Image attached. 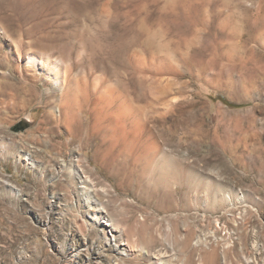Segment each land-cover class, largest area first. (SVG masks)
<instances>
[{
	"label": "rangeland",
	"instance_id": "1",
	"mask_svg": "<svg viewBox=\"0 0 264 264\" xmlns=\"http://www.w3.org/2000/svg\"><path fill=\"white\" fill-rule=\"evenodd\" d=\"M119 111L175 133L171 204ZM96 209L149 254L120 256ZM160 262L264 264V0H0V264Z\"/></svg>",
	"mask_w": 264,
	"mask_h": 264
},
{
	"label": "bare ground",
	"instance_id": "2",
	"mask_svg": "<svg viewBox=\"0 0 264 264\" xmlns=\"http://www.w3.org/2000/svg\"><path fill=\"white\" fill-rule=\"evenodd\" d=\"M24 62H25V64L27 66H30L38 74H40V76L44 77L45 79L53 78L54 79V83H56V85H62V89H60V90H62V91L64 90L65 91L68 88V84L70 83V82H68L69 79L67 78V75L65 74V72L62 69V66H61V64L59 62L52 61L49 58L44 57V56H38V55H36L34 53H30L28 56H26ZM69 86H70V84H69ZM70 88L71 87H69V89ZM92 90H95V89L93 88ZM65 92H67V91H65ZM96 92H98V91H96ZM67 94H68V92H67ZM104 96H103V98H104ZM98 99H100V97ZM94 105H96L95 107H93L94 108V112H96L97 111L96 109L100 105V103L97 102ZM102 106H101V108L104 110V108ZM105 108H106V106H105ZM127 111H128V109H127ZM92 112L93 111L91 109H88L87 110L88 116L89 115L91 116V114L97 115L96 113H92ZM119 112L122 113L123 115H119V118H117V119L115 118V122H116L117 128H120L122 130V134H121L122 138L121 139L125 143L126 147L130 148L132 150V152L138 154V158H135V161L133 163L134 164L133 167L134 166L138 167V165H139L138 164V160H140L139 159L140 157L141 158L144 157L145 160L147 159L148 161H150L148 167L143 165L144 167H146V169L142 168V166H140L141 168H140V173H139L140 176L139 177H140L141 181H144L146 179V172H147V170L149 171L150 168H151L152 172L157 173L158 177H156V180L154 182L153 187H149V189L151 190V195L150 196L151 197L152 196L153 197H158V195L160 194V193L158 194V192H157L158 187H160V188L164 187V189H165V192L163 193L164 194V198H167L168 200H170V204H171L172 195L173 194H172L171 189H170L171 187H170L169 179L170 178L171 179H173V178L177 179L178 174L181 172L180 169H182L181 168V166H182L181 163L178 160L175 159V155L172 154V151L169 148L170 145H168L171 142V140H172L171 139L172 134H170L171 132L168 133L167 131L162 130L158 135H155L154 133H152L150 131L147 132L148 130H146V131L144 130L145 134H147V135H143L144 132H143V134H139V132H137V131L140 130V128H139L140 126H138L136 121L133 120V119H131V121H130L129 117L126 114L127 112L126 113L125 112H121V111H119ZM129 115H130V113H129ZM128 121H130V122L128 123ZM139 125H141V124H139ZM113 126H115V124ZM141 127H142V125H141ZM146 127L145 128L143 127V128L146 129ZM94 128L96 130V127H94ZM117 128H116V130H117ZM166 129H168V128H166ZM174 134H173L172 137L175 136ZM63 167H65V165ZM76 173H77V176H79L80 179H82L84 177L83 174H81L79 171H76ZM189 177L187 176L186 178H182L180 180L181 184L189 182ZM149 193H150V191H149ZM160 198H161V196H160ZM96 211H97V213H101L102 212V210H100V209H96ZM104 214H106V213L105 212L101 213L100 217L97 216L98 220L97 219L96 220H97L99 226H101L103 228L102 231L104 233H107L109 238H111L113 240V242H115V244H114L115 247L114 248H115L116 252L120 256L129 257V258L131 256V257L135 258V257L145 256V255L149 254V252H148V250H146V248H144L143 246L139 245L138 243L131 242V240L127 237V235H125V231L119 225V223H117V224L115 223L114 224V222H112L111 220L109 221V218L106 215H104ZM167 230H170V229L167 228ZM168 234H170V233H168ZM169 246L171 247L170 244H169ZM159 260H161V259L159 258ZM213 261H215V257H214ZM160 264H163V263L160 262Z\"/></svg>",
	"mask_w": 264,
	"mask_h": 264
}]
</instances>
